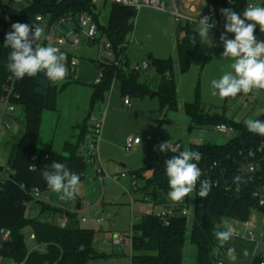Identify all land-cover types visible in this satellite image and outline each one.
<instances>
[{"label": "trees", "instance_id": "trees-1", "mask_svg": "<svg viewBox=\"0 0 264 264\" xmlns=\"http://www.w3.org/2000/svg\"><path fill=\"white\" fill-rule=\"evenodd\" d=\"M205 9L202 16L209 15L208 8L216 10L232 8L243 14L250 0H203ZM264 6V1L262 3ZM90 13L98 23L102 38L111 44L114 60L108 63L96 62L98 72L102 73L101 82L91 84L92 94L90 108L104 101L105 94L118 81L126 98L135 96L157 97L160 110L163 112L177 111V87L174 79V61L170 59H154L153 66L159 77L156 91L150 90L147 84L139 81V71L132 69L126 55L128 39L134 31L137 11L119 5H112L109 23L106 27L99 23V14L92 0H68L65 3L58 0H28L21 10L9 9L6 18L0 22V97L10 94V102L23 110L24 132L15 137L7 145L10 153L7 163V175L0 178V231L11 232L7 243H0V256L11 258L16 264H88L106 258L93 249L95 231L83 229L77 218V212L70 213L51 207L39 201L36 191L46 195L50 191L41 173L47 167L49 170L53 161L60 162L79 175L80 183L85 180L88 163L83 149L87 151L86 137L91 134V127L85 122L78 126L79 138L76 143L66 142L63 153L41 149L38 139L42 125L43 113L56 110V102L71 81L60 85V82L50 85L44 73L36 77L16 79L8 70L10 48L4 47L5 34L11 30L15 22L32 25L38 16L49 20V27L63 18L73 17L80 13ZM195 23L180 25L177 32V62L181 73H186L194 63L202 40L197 36L193 45L191 37L198 33ZM47 33L43 46L49 45ZM258 40H264V32L257 25L254 33ZM80 84H87L78 82ZM89 85V84H88ZM185 114L190 118V129L216 127L221 124L233 128V138L221 146L191 144L189 150L202 153L198 166L202 176L200 180H209L213 187L206 198L193 191L185 197L186 203L194 205L192 226L188 229L187 217H161L141 214L138 224L132 226L135 235L132 241L130 264H183V254L186 245V233L190 231L189 241L197 248V264H216L225 261L229 248L235 249L237 259H251L253 264H259L263 258L254 256L253 242L233 237L221 247L213 233L224 231L219 225L222 219L238 223L250 221L253 212L264 214V205L255 193L264 187V136L248 131L242 122L227 120L224 115L211 111L203 104L193 103L184 106ZM264 120V115L259 118ZM180 150L182 147L180 144ZM258 168L255 173L248 174L244 168L248 162V153L257 151ZM183 151V150H182ZM178 153L157 152L156 162L147 168L133 172L138 184H141L138 194L148 198L156 206L172 201L168 197L170 191L166 175L165 161ZM241 176L242 183H234V176ZM40 204L42 213L65 215L69 218L66 227L61 228L53 223L30 218L29 213L35 204ZM32 206V207H31ZM34 234L39 250H32L26 243L24 231ZM219 256H215V252ZM245 251L247 255H245Z\"/></svg>", "mask_w": 264, "mask_h": 264}, {"label": "rangeland", "instance_id": "rangeland-1", "mask_svg": "<svg viewBox=\"0 0 264 264\" xmlns=\"http://www.w3.org/2000/svg\"><path fill=\"white\" fill-rule=\"evenodd\" d=\"M28 0L23 4H13L7 1L14 10H21L27 6ZM167 11L154 8L143 7L137 11L134 31L128 39L126 50L127 58L132 69L142 66L144 62L149 64L147 70L139 71V81L147 84L152 91L158 88L159 77L153 66L154 59H172L174 61V79L177 87V111L160 110V101L157 97L146 96L138 98L130 96V105L125 104L126 97L123 95L121 85L116 81L112 88L105 94L104 101L90 108L91 84L96 83L98 69H95L99 57L98 45H89L87 38L80 37L81 48L74 53L78 61L76 72L69 76L75 81L70 90V95L61 100L62 109L59 112L45 111L43 113V124L40 133V146L48 148L51 144L52 132L55 127L57 117L61 114L63 122H60V136L67 132L68 142L76 143L79 138L78 125L85 122L92 128L100 126L98 136V154L102 168H104L105 181L103 191L102 185L96 174L95 166H88L85 180L79 185L78 194L71 199H62L61 194L50 191L48 193L49 206H63L68 211L76 209L81 204L79 212L80 220L87 218V222H80L83 229L95 231L93 249L104 255L106 258L100 261H91L88 264H130L132 250L129 245L123 247L113 244V237L118 233H130L132 226L141 220V214L148 213L152 209L143 203L141 196L134 194L130 188V179L136 170L147 168L156 162V151L154 147L161 142L170 141L175 146L180 144L182 150H189L191 144L221 146L228 143L234 135L225 134L215 130L214 127L190 129V118L184 112L186 104H203L211 111L220 113L227 120L244 123L245 120L259 119L264 115V91L253 89L250 93H240L235 98H221L218 94L213 95L211 81L219 79L223 74L233 72L231 64L234 62L231 57H223V44L220 35L212 28L209 31V40L204 39L200 45L193 65L186 73H181L177 62V32L180 25L172 14L175 9L172 0H163ZM264 0H250L255 6H261ZM177 7L180 13L188 14L185 3ZM195 3L190 6L193 8ZM99 14V23L106 27L112 9V3L107 0L96 2ZM204 7V3H203ZM201 11V9H198ZM198 19L197 15L188 14ZM198 30V24L195 25ZM229 39L233 36L226 34ZM54 36L49 39L52 46ZM101 43H106L102 38ZM65 79L62 82H69ZM78 82H84L80 86L74 87ZM61 82V83H62ZM76 83V84H75ZM80 84V83H79ZM89 84V85H88ZM218 92V90H215ZM21 115V134L24 132L23 110H17ZM109 113V121L106 116ZM72 122L76 128L67 130L68 122ZM245 124V123H244ZM2 130L4 126L0 127ZM129 136H139L143 142V148L137 153L124 150L125 142ZM92 135L86 137V142L90 141ZM4 133L0 134V167L7 168L8 149L3 145ZM87 147V145H86ZM83 155L86 152L83 149ZM125 166V168H124ZM126 175L114 182L110 177ZM7 175V169L0 171V178ZM134 201H131V196ZM193 192L190 193L193 199ZM34 214L29 213L30 218H37L40 221L57 224V219L53 220L49 212L40 213V205L33 206ZM194 205L191 203L190 210ZM97 219L102 223H97ZM255 236L254 254L261 255L264 261V214L253 212L250 218ZM232 226L240 235H247L242 223L229 219H222L219 227L226 230V226ZM192 226V215L188 217V229ZM26 243L29 248L32 244L28 241L30 230L24 231ZM190 231L186 233L187 241L184 248L183 264H197V248L189 241ZM227 264H253L251 259L240 258L231 260L226 253ZM0 264H16L11 258H2Z\"/></svg>", "mask_w": 264, "mask_h": 264}, {"label": "clouds", "instance_id": "clouds-1", "mask_svg": "<svg viewBox=\"0 0 264 264\" xmlns=\"http://www.w3.org/2000/svg\"><path fill=\"white\" fill-rule=\"evenodd\" d=\"M219 11L225 18L224 32L220 35L224 48L222 56L231 57L234 62L231 64L233 72L225 73L219 79L211 81L213 95L235 98L240 93L247 94L253 89H264V40H258L254 34L257 25L260 32H264V6L249 5L242 15L230 7L221 8ZM194 22L198 24V33L191 37L193 45L197 42V36L201 40H209V31L216 27L217 23L213 17L201 16L199 13ZM227 33L234 34V39H229ZM43 39H46L44 29L39 23L11 24V30L5 34L4 47L11 49L7 67L16 79L33 78L40 73H44L50 85L65 79L68 71L65 54L58 47L43 46L40 43ZM244 123L249 132L264 136V120L249 118ZM154 150L178 153L165 161L170 187L168 197L172 201H182L197 190L198 183L197 195L201 198L208 196L213 185L207 179L200 180L202 172L198 163L202 159V153L193 150L182 151L179 145L173 146L170 141L161 142ZM50 169L46 167L41 173L48 188L61 194L62 199L74 198L79 192V175L60 162L53 161ZM233 182L239 184L243 179L237 175L233 177ZM234 234L235 229L230 225H227L224 231L213 233L221 247L227 244ZM227 254L229 259H236L234 248H229Z\"/></svg>", "mask_w": 264, "mask_h": 264}, {"label": "built area", "instance_id": "built-area-1", "mask_svg": "<svg viewBox=\"0 0 264 264\" xmlns=\"http://www.w3.org/2000/svg\"><path fill=\"white\" fill-rule=\"evenodd\" d=\"M8 0H0V22L6 18L7 11L9 9H12L9 5H7ZM13 4H23L25 0H9ZM68 0H58V2L65 3ZM98 0H92V3L95 5L96 10V2ZM112 3V5H119L125 8H132L138 11L139 9L143 7H149L154 8L162 11H167L166 4L163 0H107ZM186 3L196 2V0H185ZM28 4V1H26ZM173 6H174V13H172L178 22H184V23H195L192 19H188L184 17L178 7L177 3L178 0H172ZM252 5L255 6L253 3L249 2L248 6ZM262 6V5H261ZM4 12H6L4 14ZM208 13L213 17V19L217 22L216 27L213 29L216 31L217 34H221L224 32V24H225V18L221 15L219 10H216L213 6H210L208 8ZM98 14V13H97ZM212 21L210 20L209 23ZM39 23L43 29H44V36L47 35V33H51L49 39L54 36V42L52 43V46L58 47L62 53L65 54V64L67 67V75L65 79L70 78L69 76L73 75L76 72V68L78 66V61L75 59L74 53L77 52L81 48V40L80 37L84 36L87 38L89 45H98L99 47V57L98 61L102 63H108L112 62L114 60V55L111 49V44L106 41V43H101V33L99 30L98 23L94 19L93 15L87 12L77 14L75 18L68 17L63 18L56 22L55 24L50 25L49 27V20L44 19L41 16H38L35 19V23ZM2 29V26H0ZM234 37V34L227 33ZM45 39L41 40L40 43L42 44ZM149 68V64L146 62L143 63L142 66H137L135 68L136 71L141 70H147ZM102 78V73L98 72V78L96 80V83H100ZM64 79V80H65ZM260 91H264V89H259ZM125 104L129 105L130 100L129 98H126ZM0 127L4 126V129L2 130L0 128V134L2 131L8 130L10 128L9 123V116L14 115L16 113V107L10 102V94L4 97H0ZM101 127H94L91 129V139L87 144V151H86V161L88 165L95 166L96 168V174L98 176V179L102 185L103 191L104 189V180H105V173L104 170L100 164L99 161V154H98V136L100 134ZM215 130L221 133L225 134H232L235 135V132L233 128L229 127L228 125L221 124L215 127ZM141 144V138L138 136H129L126 139L124 150L126 152L134 151L138 146ZM262 152V147L258 148L257 151H250L248 153V162L245 164V169L247 170L248 174L255 173L256 169L258 168V153ZM126 177L125 174H122L120 176L116 175L113 177H110L111 180L114 182H118L120 178ZM140 185L138 184L136 178L134 175L131 177V189L134 193L138 194ZM36 197L39 199L40 202L45 203L49 205V198L47 195H44L38 191L35 193ZM255 196L260 198L261 205H264V187L255 193ZM132 197V195H131ZM143 203H147L150 208L152 209L149 213V215H157L161 217H189L190 215L193 216V211L190 210V205H188L183 199L180 202H174V201H168L161 205H155L152 201H150L148 198H141ZM133 201V200H132ZM32 207V206H31ZM60 209V208H59ZM62 210V209H61ZM64 211V210H63ZM74 213V212H70ZM31 214H34V210H31ZM80 222H87L86 217H82L81 220H78ZM69 218L65 215H62L57 220V226L64 228L68 225ZM97 223H102V220L97 219ZM244 228L246 229L247 235H240L237 231H235V234L233 237L236 238H242L247 239L255 244V236L253 233L254 227L250 223V221L242 223ZM134 231L131 230L130 233H118L114 235L113 237V244L116 246L123 247L124 245L132 246V241L134 238ZM11 238V232L6 229H2L0 231V243H7ZM28 241L32 244L31 249L32 250H39L40 245L36 242V237L34 234H29ZM215 256L218 257L219 254L216 251ZM258 254H254L256 256ZM216 264H224L221 261L217 262ZM259 264H264V261L262 260Z\"/></svg>", "mask_w": 264, "mask_h": 264}, {"label": "crops", "instance_id": "crops-1", "mask_svg": "<svg viewBox=\"0 0 264 264\" xmlns=\"http://www.w3.org/2000/svg\"><path fill=\"white\" fill-rule=\"evenodd\" d=\"M180 1H182V2H180V4H182V3H185V5H186V7L189 9L188 10V14H194V15H197V17H198V14L200 13V15L202 16V12H203V10L205 9V3L203 2V0H196V2H191V3H186V1L185 0H180ZM192 3H195V5H194V7L193 8H191V4ZM203 3H204V7H203ZM198 9H201V11H199ZM184 17H186V18H188V19H192L193 21H195V19H194V17H190V15H188V14H183V13H181ZM196 24V23H195ZM65 83H67V82H60V85H63V84H65ZM73 83H71V84H69L68 86H67V88L61 93V94H59V96H58V98H57V102H56V110H53L52 112H59V111H61V109H62V106H63V103H62V101L61 100H65V98L67 97V96H69L70 95V90H71V88H72V85ZM76 84V83H75ZM80 86V85H83V84H76V85H74V87H76V86ZM91 92H92V90H91ZM90 100H91V98H90ZM130 105V104H129ZM0 109H1V107H0ZM20 108H16V113L14 114V115H11V116H9L8 118H9V123H10V128L8 129V130H5V131H2V133H4V139H3V145L8 149V152L10 153V146H8L7 145V143L8 142H11V141H13L14 139H15V137L19 134V132L21 131V128H20V126H21V115L19 114V113H17V110H19ZM47 112V111H46ZM109 119H110V117H109V113L107 114V116H106V122H108L109 121ZM63 122V118H62V115L60 114L58 117H57V121H56V124H55V127H54V129H53V132H52V139H51V144H50V146L48 147V148H44V147H42V146H40V135H39V139H38V146L41 148V149H44V150H50V151H53V152H56V153H63V151H64V146H65V144H66V142H68V134H67V132L66 131H64L65 133H63L61 136H60V132H59V129H60V122ZM42 122H43V118H42ZM43 124V123H42ZM42 126V125H41ZM78 126H80V125H78ZM66 128H67V130H68V132H69V130H72V128L74 129V128H76V130H77V126H75L72 122H68L67 123V126H66ZM42 129V128H41ZM41 129H40V133H41ZM139 137V136H138ZM141 138V137H140ZM143 148V142H142V139H141V144L138 146V148H136L135 150H134V152L136 153H138L141 149ZM9 153H8V157H9ZM8 161V160H7ZM103 167V166H102ZM4 168V167H3ZM124 168H125V166H124ZM104 169V168H103ZM5 170V169H4ZM106 173V172H105ZM124 178H126V177H124ZM105 181V180H104ZM129 184H130V188H131V179H130V182H129ZM139 185H141V184H139ZM105 186V185H104ZM134 194H137V193H134ZM46 195H48V194H46ZM132 194H130V196H131ZM139 195V194H138ZM50 200V199H49ZM134 201V196H132L131 197V201ZM132 201V202H133ZM36 205V204H35ZM37 205H40L39 203L37 204ZM147 206H149V205H147ZM53 207L54 208H60V209H62V210H64V211H68L67 209H65L63 206H59V205H53ZM150 207V206H149ZM40 208H41V206H40ZM81 208H82V205H81ZM33 210H34V208H32ZM81 210V209H80ZM79 210V211H80ZM34 212H35V210H34ZM68 212H77V218H78V220L80 219V215H79V212L77 211V207H76V209H73V210H70V211H68ZM150 212V211H149ZM148 212V213H149ZM40 213L42 214V208L40 209ZM143 214H146V213H143ZM50 215V217H52V219L53 220H55V219H57L58 220V218L59 217H61V215H55V216H53V215H51V214H49Z\"/></svg>", "mask_w": 264, "mask_h": 264}, {"label": "water", "instance_id": "water-1", "mask_svg": "<svg viewBox=\"0 0 264 264\" xmlns=\"http://www.w3.org/2000/svg\"><path fill=\"white\" fill-rule=\"evenodd\" d=\"M6 12H4V14H5ZM95 69H98V65H95V67H94ZM0 171L1 172H3L4 171V168L3 167H0ZM81 209V204H79L78 206H77V211H79Z\"/></svg>", "mask_w": 264, "mask_h": 264}]
</instances>
